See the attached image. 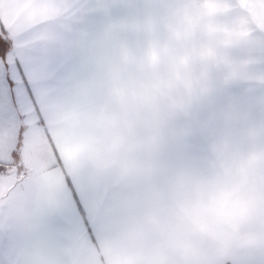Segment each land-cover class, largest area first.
Returning a JSON list of instances; mask_svg holds the SVG:
<instances>
[{
    "label": "clouds",
    "instance_id": "9594fccd",
    "mask_svg": "<svg viewBox=\"0 0 264 264\" xmlns=\"http://www.w3.org/2000/svg\"><path fill=\"white\" fill-rule=\"evenodd\" d=\"M215 2L209 12V0H135L126 27L138 41L117 52L113 108L92 126L65 117L71 159L101 170L130 147L151 148L173 114L219 88L244 100L230 117L234 138L214 150L207 173L162 199L112 264H264V28L251 3Z\"/></svg>",
    "mask_w": 264,
    "mask_h": 264
},
{
    "label": "crops",
    "instance_id": "0c3cea01",
    "mask_svg": "<svg viewBox=\"0 0 264 264\" xmlns=\"http://www.w3.org/2000/svg\"><path fill=\"white\" fill-rule=\"evenodd\" d=\"M14 2L0 0V14L7 15ZM75 2L88 6V0ZM28 8L20 5L19 11ZM75 16L72 12L69 19ZM128 16L83 14L66 37L76 55L61 77L43 86L40 115L22 92L21 160L0 165L5 169L0 171V264H112L114 251L136 242L161 213L162 199L207 173L213 157L201 152L232 140L230 117L244 100L238 89L219 88L173 114L151 148L130 147L119 154L114 168L90 170L71 159L65 117L72 114L92 126L98 110L113 108L117 52L138 41L127 31ZM137 142L132 135L130 143ZM221 264H229L227 257Z\"/></svg>",
    "mask_w": 264,
    "mask_h": 264
},
{
    "label": "snow or ice",
    "instance_id": "6c2138e0",
    "mask_svg": "<svg viewBox=\"0 0 264 264\" xmlns=\"http://www.w3.org/2000/svg\"><path fill=\"white\" fill-rule=\"evenodd\" d=\"M241 2L248 6L256 0ZM260 3L264 5V0ZM25 4L29 8L19 11ZM74 11L76 16L69 19ZM86 11L87 6L75 0H15L7 15L0 14V115L8 120L19 117L24 104L22 92L40 115L41 90L61 77L72 63L76 53L66 37L77 30L76 24ZM260 26L264 28V19ZM40 123H45L42 117ZM24 131L20 129L18 148L22 147ZM13 155L15 160L20 159L18 151ZM72 194L77 210L84 216L83 203L74 187Z\"/></svg>",
    "mask_w": 264,
    "mask_h": 264
},
{
    "label": "rangeland",
    "instance_id": "374dc122",
    "mask_svg": "<svg viewBox=\"0 0 264 264\" xmlns=\"http://www.w3.org/2000/svg\"><path fill=\"white\" fill-rule=\"evenodd\" d=\"M135 0H103V7L101 4V0H97V6H95V1L88 0L87 11L85 13L93 14H117V15H129L130 5H132ZM209 12H215L218 10L219 5L215 2V0H209L207 5ZM264 8V5L260 3V0H256V3L252 4L249 8L254 19L260 24L261 20L264 19V15L261 14V9ZM73 13H76L75 11ZM234 136H232V139ZM201 145H203V142ZM205 144V143H204ZM214 150L201 152L205 156L211 155L213 157ZM20 155V153H19ZM21 160V157L18 161Z\"/></svg>",
    "mask_w": 264,
    "mask_h": 264
},
{
    "label": "water",
    "instance_id": "95a60500",
    "mask_svg": "<svg viewBox=\"0 0 264 264\" xmlns=\"http://www.w3.org/2000/svg\"><path fill=\"white\" fill-rule=\"evenodd\" d=\"M19 117H23L20 112ZM17 117L8 120L0 115V165L5 167L14 166L16 161L14 153L19 152L17 147L20 143V129L24 128V119Z\"/></svg>",
    "mask_w": 264,
    "mask_h": 264
}]
</instances>
